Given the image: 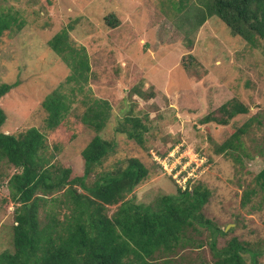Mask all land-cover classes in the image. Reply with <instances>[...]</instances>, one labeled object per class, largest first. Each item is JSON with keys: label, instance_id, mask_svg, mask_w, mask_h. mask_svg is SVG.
Instances as JSON below:
<instances>
[{"label": "rangeland", "instance_id": "obj_1", "mask_svg": "<svg viewBox=\"0 0 264 264\" xmlns=\"http://www.w3.org/2000/svg\"><path fill=\"white\" fill-rule=\"evenodd\" d=\"M194 1L202 5V0H0V8L16 13L22 22L0 37V82L18 81L0 98L6 116L0 131L17 134L36 127L53 162L70 167L72 176L81 174L80 152L94 131L80 116L93 97L108 100L110 117L99 134L114 139L116 147L101 168H115L137 156L150 172L127 196L154 202L160 194L175 193L191 177L189 185L201 183L210 190L203 214L226 231L217 237V245L232 236L246 240L260 251L257 261L264 264V190L256 189L249 203H241L242 192L254 187V177L264 167L263 41L250 45L231 34L216 15L191 29L193 22H184L177 7ZM110 13L117 18L115 27L104 19ZM64 27L71 42L88 55L90 71L80 89L78 81L67 79L70 68L47 45ZM59 87L70 110L56 128L47 129L41 103ZM135 89L153 97L141 98ZM223 103L242 104L247 112L224 125L201 121L207 114L221 118ZM126 114L148 127L143 147L115 131ZM244 123L248 126L241 147L230 150L240 161L217 152ZM13 171L0 161V253L13 252V206L3 200L9 196L5 176ZM114 208L108 209L109 215ZM198 254L212 260L206 245L180 250L173 260L194 264ZM248 256L244 254L247 262Z\"/></svg>", "mask_w": 264, "mask_h": 264}, {"label": "trees", "instance_id": "obj_2", "mask_svg": "<svg viewBox=\"0 0 264 264\" xmlns=\"http://www.w3.org/2000/svg\"><path fill=\"white\" fill-rule=\"evenodd\" d=\"M177 10L184 13V22H193L191 29L216 15L231 34L250 45L262 40L264 50V0H202V5L195 1L186 5L180 2ZM104 19L108 26L118 25L111 13ZM21 26L16 13L0 8V37L4 31ZM47 45L70 68L67 79H75L78 89L82 88L81 83L87 80L90 71L89 59L83 46L71 42L69 28L54 33ZM17 84V80L0 82V98ZM59 89L48 93L41 103L47 129L56 128L70 110L69 99ZM136 93L141 98L153 97L152 92L146 94L140 89ZM219 109L223 113L221 118L207 114L201 121L215 120L224 125L236 114L247 112L239 103L228 107L223 103ZM110 113L108 100L95 97L82 112V123L94 135L80 152L82 173L73 176L70 167L53 162V154L47 155L46 138L36 127L17 134L0 131V161L15 170L5 176L9 196L3 198L13 206V252L2 251L0 264H183L173 260L178 251L189 247L201 249L203 245L208 247L212 260L198 254L194 264H259L260 251L246 240L232 236L224 245H217V237L224 236L226 231L203 214L210 190L201 183L189 185L191 177L183 187L177 186L175 193L160 194L154 202L134 201L133 196H127L150 172L137 156L127 157L115 168H101L116 147L114 139L99 134ZM5 118L0 107V127ZM247 126L244 123L238 127L217 146V152L233 155L230 150L241 147V135ZM147 130L146 124L132 114L124 115L115 126L116 132L141 147ZM233 156L240 161V156ZM253 185L242 192L243 205L250 202L256 189L264 190V167L256 173ZM111 206L115 208L109 215Z\"/></svg>", "mask_w": 264, "mask_h": 264}]
</instances>
